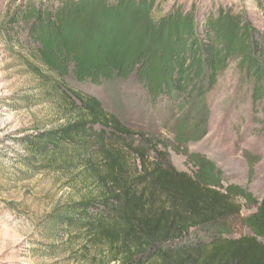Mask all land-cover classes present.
I'll return each mask as SVG.
<instances>
[{
    "label": "trees",
    "instance_id": "obj_1",
    "mask_svg": "<svg viewBox=\"0 0 264 264\" xmlns=\"http://www.w3.org/2000/svg\"><path fill=\"white\" fill-rule=\"evenodd\" d=\"M157 1L9 4L0 23L6 41L28 45L34 74L72 116L22 139L19 164L82 177L83 197L49 219L70 240L83 237L85 250L89 244L99 248L102 262L264 264V201L247 188L225 187L222 170L199 153L186 149L195 170H178L158 132L126 124L99 98L78 89L135 79L148 108L142 120L153 128L158 121L167 126L172 112L184 106L209 113L221 75L235 63L237 99L249 102L255 116L264 113L263 1L257 0L262 28L223 5L202 21L182 8L157 17ZM173 133L177 147L202 137H189L181 126ZM241 200L255 211L243 216ZM238 221L251 235L231 232Z\"/></svg>",
    "mask_w": 264,
    "mask_h": 264
},
{
    "label": "rangeland",
    "instance_id": "obj_2",
    "mask_svg": "<svg viewBox=\"0 0 264 264\" xmlns=\"http://www.w3.org/2000/svg\"><path fill=\"white\" fill-rule=\"evenodd\" d=\"M23 1L0 0V23L10 3L17 6ZM219 5L243 11L255 27H263L257 0H158L155 14L160 17L182 8L202 21ZM28 52L27 44L8 43L0 27V264H107L102 262L99 248L87 244L85 250L83 237L70 240L49 219L55 210L83 197L82 177L62 170H27L19 164L24 155L22 139L72 117L54 90L34 74L32 65L36 63ZM78 89L99 98L107 111L118 114L126 124L158 132L161 140L169 142V156L178 170H195L186 149L199 153L222 170L225 187L247 188L258 202L264 201V113L255 116L249 102L237 99L240 84L235 63L221 75L210 97L209 113L184 106L172 112L174 119L167 126L158 121L153 128L142 120L148 108L141 101L143 91L135 79ZM241 109L244 114L238 116ZM176 126L184 127L189 137H202L177 147ZM241 203L243 216L255 211L245 201ZM238 222L231 232L237 237L251 235ZM260 241L264 244V239Z\"/></svg>",
    "mask_w": 264,
    "mask_h": 264
}]
</instances>
